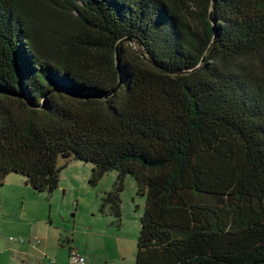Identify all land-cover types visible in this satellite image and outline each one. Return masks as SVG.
<instances>
[{"label":"trees","instance_id":"obj_1","mask_svg":"<svg viewBox=\"0 0 264 264\" xmlns=\"http://www.w3.org/2000/svg\"><path fill=\"white\" fill-rule=\"evenodd\" d=\"M59 157L135 179L134 264H264V0H0V185Z\"/></svg>","mask_w":264,"mask_h":264},{"label":"rangeland","instance_id":"obj_2","mask_svg":"<svg viewBox=\"0 0 264 264\" xmlns=\"http://www.w3.org/2000/svg\"><path fill=\"white\" fill-rule=\"evenodd\" d=\"M58 165L64 167L58 187L51 194L33 193L25 186L24 178L16 173L7 176L11 183L6 185L5 198L0 185L3 213L0 216V264L36 263L34 259L22 258L38 256L34 251L31 255L16 251L21 244V249L28 252V243L12 241L11 237L45 239L46 229L50 231L48 256H68L69 248L73 247V252L83 256H98L99 264L105 263L102 256L111 257L115 264H134L144 209V197L137 194L135 179L131 175L125 178L121 193L122 216L118 223L107 210L101 209L104 193L116 180L115 170L107 171L98 183L92 184L90 163L59 157ZM32 223L34 232H31Z\"/></svg>","mask_w":264,"mask_h":264},{"label":"crops","instance_id":"obj_3","mask_svg":"<svg viewBox=\"0 0 264 264\" xmlns=\"http://www.w3.org/2000/svg\"><path fill=\"white\" fill-rule=\"evenodd\" d=\"M10 179L7 177L5 179V181L3 182V184L1 185V187L4 189L2 192L3 193V198H5L6 194H5V189H7L6 185H9V182ZM24 183H25V186L27 187H30L31 191L33 193H39V192H34L31 188L30 185H28L25 180H24ZM40 193H43V192H40ZM51 194V193H49ZM3 203V202H1ZM2 207V206H1ZM2 209V208H1ZM1 212V211H0ZM22 213V212H21ZM0 216H3V213L1 212L0 213ZM21 220V218L19 219ZM32 220V219H31ZM32 228H31V232H34L33 231V228H34V223H32ZM49 230H45V239H42V238H38L39 239V243H37L36 241H33V238L32 237H28V239L24 240L23 238V241H19V239H15L14 237H11L13 239H11L12 241H19L18 243H25L27 242L28 243V252L27 251H23L21 248V244H19L17 247H16V251L19 252L20 254L24 253V254H28V255H31V252L34 251L36 253V255L38 256H22V258H29V259H34L36 261V263H33V264H74L71 262L70 260V255L71 254H74V253H79L81 254L82 256L84 254L80 253V252H73V247H70L69 248V253H68V256H48L47 252H49V247H50V244H49ZM74 239H68V241L72 242ZM75 242V240L73 241ZM12 248V247H11ZM13 249V248H12ZM15 249V248H14ZM32 249V250H31ZM1 252V250H0ZM84 259H85V263L84 264H99L97 262H99V257L98 256H83ZM102 262H105L104 264H115V262L113 261V259L109 256H102ZM32 264V261H29V264Z\"/></svg>","mask_w":264,"mask_h":264},{"label":"built area","instance_id":"obj_4","mask_svg":"<svg viewBox=\"0 0 264 264\" xmlns=\"http://www.w3.org/2000/svg\"><path fill=\"white\" fill-rule=\"evenodd\" d=\"M11 239H13V238H11ZM19 241H23V239L20 238ZM36 242L39 243V239H36ZM70 260L74 264H84L85 263L84 257L79 253L71 254Z\"/></svg>","mask_w":264,"mask_h":264},{"label":"water","instance_id":"obj_5","mask_svg":"<svg viewBox=\"0 0 264 264\" xmlns=\"http://www.w3.org/2000/svg\"><path fill=\"white\" fill-rule=\"evenodd\" d=\"M212 6H213V0H212Z\"/></svg>","mask_w":264,"mask_h":264}]
</instances>
